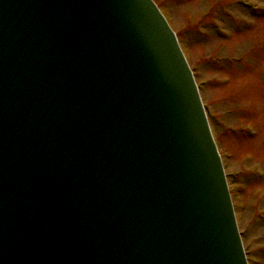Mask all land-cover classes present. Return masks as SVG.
Wrapping results in <instances>:
<instances>
[{
  "label": "water",
  "instance_id": "1",
  "mask_svg": "<svg viewBox=\"0 0 264 264\" xmlns=\"http://www.w3.org/2000/svg\"><path fill=\"white\" fill-rule=\"evenodd\" d=\"M194 87L149 0H0V264H246Z\"/></svg>",
  "mask_w": 264,
  "mask_h": 264
},
{
  "label": "rangeland",
  "instance_id": "2",
  "mask_svg": "<svg viewBox=\"0 0 264 264\" xmlns=\"http://www.w3.org/2000/svg\"><path fill=\"white\" fill-rule=\"evenodd\" d=\"M157 1L198 81L207 82L202 95L226 157L236 214L249 228L253 264H264V176H257L264 171V0H245L248 8L242 0ZM216 23L228 36L212 29Z\"/></svg>",
  "mask_w": 264,
  "mask_h": 264
}]
</instances>
